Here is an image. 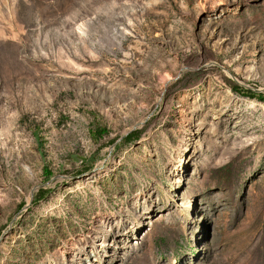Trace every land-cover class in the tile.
<instances>
[{
    "label": "rangeland",
    "instance_id": "374dc122",
    "mask_svg": "<svg viewBox=\"0 0 264 264\" xmlns=\"http://www.w3.org/2000/svg\"><path fill=\"white\" fill-rule=\"evenodd\" d=\"M246 90L264 0H0V264H264Z\"/></svg>",
    "mask_w": 264,
    "mask_h": 264
},
{
    "label": "trees",
    "instance_id": "16d2710c",
    "mask_svg": "<svg viewBox=\"0 0 264 264\" xmlns=\"http://www.w3.org/2000/svg\"><path fill=\"white\" fill-rule=\"evenodd\" d=\"M236 88H238V87H236ZM245 93L247 94V96H250V97H256V98H258L260 100L264 99V95L261 94V93H257V92L251 91V90H246ZM43 172H44L45 178H47V179H49L51 177V175H52V173L48 169L47 165H43Z\"/></svg>",
    "mask_w": 264,
    "mask_h": 264
},
{
    "label": "bare ground",
    "instance_id": "6f19581e",
    "mask_svg": "<svg viewBox=\"0 0 264 264\" xmlns=\"http://www.w3.org/2000/svg\"><path fill=\"white\" fill-rule=\"evenodd\" d=\"M165 85H166V82H165ZM57 181V180H56ZM34 193V192H33ZM32 197V196H31Z\"/></svg>",
    "mask_w": 264,
    "mask_h": 264
},
{
    "label": "water",
    "instance_id": "95a60500",
    "mask_svg": "<svg viewBox=\"0 0 264 264\" xmlns=\"http://www.w3.org/2000/svg\"><path fill=\"white\" fill-rule=\"evenodd\" d=\"M37 186H35V188H36Z\"/></svg>",
    "mask_w": 264,
    "mask_h": 264
}]
</instances>
